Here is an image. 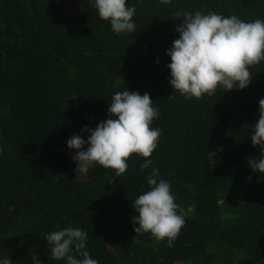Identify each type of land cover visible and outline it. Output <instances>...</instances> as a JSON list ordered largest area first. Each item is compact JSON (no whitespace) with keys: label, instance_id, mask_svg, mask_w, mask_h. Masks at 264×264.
<instances>
[{"label":"trees","instance_id":"obj_1","mask_svg":"<svg viewBox=\"0 0 264 264\" xmlns=\"http://www.w3.org/2000/svg\"><path fill=\"white\" fill-rule=\"evenodd\" d=\"M0 264H264V0H0Z\"/></svg>","mask_w":264,"mask_h":264}]
</instances>
